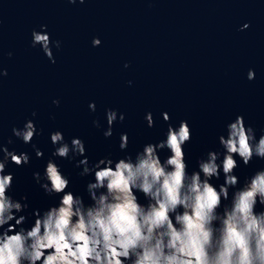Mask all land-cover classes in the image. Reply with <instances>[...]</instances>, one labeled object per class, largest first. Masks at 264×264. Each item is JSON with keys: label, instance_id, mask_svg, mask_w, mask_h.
<instances>
[{"label": "water", "instance_id": "obj_1", "mask_svg": "<svg viewBox=\"0 0 264 264\" xmlns=\"http://www.w3.org/2000/svg\"><path fill=\"white\" fill-rule=\"evenodd\" d=\"M245 24L249 27L241 30ZM42 25L55 63L39 45L32 46V32L42 31ZM94 38L101 41L98 47ZM0 69L7 71L0 77V144L30 157L21 167L9 160L5 174L14 180L7 194L27 197L21 203L28 208L19 215L28 217L24 226L30 227L34 210L43 212L63 195L49 196L34 178L36 172L43 177L49 159L69 180L66 191L91 203L87 184L94 173L80 176L83 166L77 164L84 157H53V132H61L69 145L81 139L91 165L102 158H134L145 144L166 139L170 125L187 121L191 140L183 149L189 173L210 151L223 154L219 136L227 135L237 116L257 139L264 135V0H0ZM108 110L117 113L111 137L104 136ZM149 112L153 127L145 119ZM30 120L37 132L25 144L12 129ZM125 133L129 143L121 150ZM158 154L163 161L171 153L165 148ZM234 158L240 165L234 173L238 186L264 169V159L253 157L245 166ZM210 182L217 189L223 184L222 169ZM136 195L147 203L142 193ZM255 211L264 206L257 203Z\"/></svg>", "mask_w": 264, "mask_h": 264}, {"label": "clouds", "instance_id": "obj_2", "mask_svg": "<svg viewBox=\"0 0 264 264\" xmlns=\"http://www.w3.org/2000/svg\"><path fill=\"white\" fill-rule=\"evenodd\" d=\"M248 27L245 24L241 30ZM41 28L32 32V46L39 45L55 63L52 41L43 30L46 26ZM92 44L98 47L101 41L94 38ZM55 46L59 48L60 42ZM4 76L7 71L0 69V77ZM247 78L254 79L255 72L250 69ZM89 108L95 111V103ZM162 116L169 121L167 113ZM106 118L109 127L104 136L111 137L117 113L108 110ZM119 119L124 120L123 114ZM145 119L148 127L154 126L150 112ZM93 123L100 127L98 121ZM12 132L30 144L37 129L30 120ZM50 139L57 146L53 157H84L77 167L83 166L80 176L94 173V182L87 184L91 203L86 205L83 197L66 191L69 180L49 159L43 177L36 172L34 178L49 196L63 195L43 212L34 210L32 224L25 227L28 217L19 214L28 208L21 203L27 197L16 200L7 194L14 176L5 171L9 160L21 167L30 157L0 144V264H264V211H255L257 203L264 206V169L246 178L242 186L234 174L240 166L234 157L245 166L253 157L264 159V135L257 139L242 116L227 125L226 136H219L223 154L210 151L191 173L183 149L191 140L187 121L175 128L170 125L166 139L145 144L134 158H102L91 165L81 139L73 138L69 145L59 131ZM128 143V135L122 134L120 149ZM33 148L41 158L43 152ZM165 148L171 154L162 161L158 153ZM221 169L224 182L217 189L210 181L219 179ZM137 192L146 204L139 202Z\"/></svg>", "mask_w": 264, "mask_h": 264}]
</instances>
